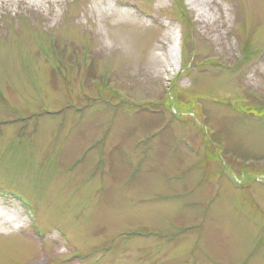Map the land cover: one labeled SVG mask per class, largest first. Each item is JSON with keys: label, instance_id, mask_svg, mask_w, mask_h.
Instances as JSON below:
<instances>
[{"label": "rangeland", "instance_id": "374dc122", "mask_svg": "<svg viewBox=\"0 0 264 264\" xmlns=\"http://www.w3.org/2000/svg\"><path fill=\"white\" fill-rule=\"evenodd\" d=\"M0 191V264H264V0H0Z\"/></svg>", "mask_w": 264, "mask_h": 264}, {"label": "bare ground", "instance_id": "6f19581e", "mask_svg": "<svg viewBox=\"0 0 264 264\" xmlns=\"http://www.w3.org/2000/svg\"><path fill=\"white\" fill-rule=\"evenodd\" d=\"M191 2H195V0H190ZM198 5V4H197ZM199 5H200V3H199ZM198 5V6H199ZM199 9H201V7H199ZM175 50H174V48H170L169 49V53H170V55L171 56H174L175 55V52H174ZM1 216H4L3 214H1Z\"/></svg>", "mask_w": 264, "mask_h": 264}]
</instances>
